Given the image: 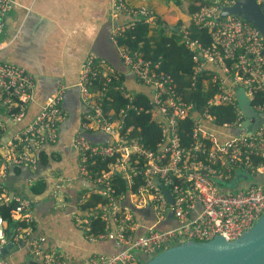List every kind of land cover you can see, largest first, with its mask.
<instances>
[{"label": "built area", "instance_id": "1", "mask_svg": "<svg viewBox=\"0 0 264 264\" xmlns=\"http://www.w3.org/2000/svg\"><path fill=\"white\" fill-rule=\"evenodd\" d=\"M184 1L196 6L177 28L181 42L191 52L193 64L186 87H192L200 79L214 89L200 108H195L193 102L185 100L175 90L171 75L159 70L160 60L143 56L140 43L137 47H131L125 41L118 43L128 39V30L136 23L149 28L156 24L155 10L145 3L130 5L127 0H109L108 9L109 16L120 21L110 38L122 63L142 90L128 89L125 81H121L120 73L93 53H89L81 64L77 85L80 100L87 110L81 115L71 146L78 156V174L89 184L85 188L86 194H99L106 198V203L73 212L72 220L89 241L111 239L125 246L117 253H92L83 264H142L141 259H149L185 241L201 242L216 236L232 241L264 214L262 35L241 17H218L223 6L236 0H181ZM255 1L264 9V0ZM10 5L11 0H0V49L3 17ZM191 28L206 29L211 36V45L205 46L199 39L192 38ZM207 70L209 76L203 77ZM111 84L126 101L118 111L105 110L102 106L106 89ZM235 88L242 91V100L254 112L251 117L263 119L254 129L250 123L244 125L247 117L240 112ZM33 90L34 80L30 73L0 59V113L5 115L4 121L0 119V138L7 122L18 123L24 119ZM258 92L263 93L262 103L255 101ZM136 93L146 95L149 108L133 103ZM62 96L63 88L60 87L13 139L5 144L0 141V164L4 166L10 162L32 170L36 168L38 159L32 146L56 142L58 126L65 119ZM219 105L229 107L233 118L214 122L212 109ZM142 111L159 126L160 137L154 147L146 146L137 127L125 125L129 116ZM186 119L191 121V134L188 145H181L178 123ZM234 128H240L238 134L231 133ZM98 132L110 136L111 140L92 143L83 135ZM97 159L105 161V166L96 172L92 166ZM116 179L126 184L125 190L117 194L113 188ZM69 182V178L58 176L54 191L62 194ZM241 182L243 187L238 186ZM161 184L170 194L171 201ZM11 200L16 202L12 214L25 215L23 221L30 223L29 201L19 195ZM7 202L6 197L4 201L0 199V204ZM66 205L67 201L61 198L55 207L60 209ZM168 213L176 225L158 228ZM96 219L102 222V230L90 234ZM21 230L16 226L8 237L0 217V247L7 240L26 242L28 231ZM44 240L39 237L30 242L28 251L32 259L44 264H71L55 248H45ZM0 264L16 263L0 256Z\"/></svg>", "mask_w": 264, "mask_h": 264}, {"label": "water", "instance_id": "2", "mask_svg": "<svg viewBox=\"0 0 264 264\" xmlns=\"http://www.w3.org/2000/svg\"><path fill=\"white\" fill-rule=\"evenodd\" d=\"M13 1L16 14L15 19L19 24V28L10 40L7 48L4 49L3 57L7 62L22 67L32 75L34 90L27 116L29 118L34 117L41 107L45 106L46 101L56 94L60 87L63 88L61 107L66 111V117L59 125L57 142L54 145L45 144L43 146L50 157L51 153L59 149L63 144H70L74 133L79 127L81 114L87 110L83 102L80 101L77 83L81 64L89 53H93L96 57L104 59L115 70L123 74L128 88L140 90V87L136 85L133 74L122 63L116 45L110 38L112 29L120 21H110L107 18L108 10L106 18L99 19L100 24L103 22L89 47L83 48L76 53L78 68L75 71V76L68 77L64 69L51 72L49 66L52 60L61 64L62 53L65 51L67 39H69L66 28H63V23L60 22L62 0ZM109 5L110 2L108 0V7ZM229 15L241 17L246 22L254 25L259 30L264 41V9L255 0H236L231 5L223 6L218 13L219 18ZM83 21L94 31V26L91 23L82 18L81 22ZM67 22L70 25V21L67 20ZM71 27L75 30L73 24ZM69 45L64 53L67 57L70 55V51H73V46L69 47ZM227 84L229 83L227 82ZM235 91L240 105L244 101L242 100V91L238 88H235ZM249 108L248 110L253 112ZM251 116L249 115L245 119L244 125L250 123L252 124V129H254L263 122L262 118L255 119ZM239 130L240 128H234L231 130V133L238 134ZM83 135L92 143H105L111 140L110 136L102 132L95 134L84 133ZM36 152H39V148L36 149ZM36 165V170L30 173L32 176L30 179L44 178L45 188L42 193L44 194L49 190L52 181L47 179L48 176L42 173V170L44 167L45 169L50 168V165H43L39 161H37ZM22 167L23 170L28 171L27 166ZM14 168L13 165L9 166V169L13 172ZM246 177L244 176V178ZM155 181L159 183L157 179ZM161 188L168 201H171L170 194L162 184ZM10 195L12 196V194ZM126 204L129 205L128 202ZM163 225L172 227L176 225L170 213L167 214V219L158 228H162ZM35 237V234H32L29 236L27 242L30 243ZM108 241L118 248L115 253L125 249V246L118 244L115 240ZM18 244L24 245L22 242H18ZM13 247L14 243L11 241L1 246L0 256L4 258L3 256ZM28 263L36 264L32 260H29ZM142 264H264V214L250 229L232 241H226L221 236L201 242L193 240L185 241L158 252Z\"/></svg>", "mask_w": 264, "mask_h": 264}, {"label": "crops", "instance_id": "3", "mask_svg": "<svg viewBox=\"0 0 264 264\" xmlns=\"http://www.w3.org/2000/svg\"><path fill=\"white\" fill-rule=\"evenodd\" d=\"M127 1L132 5L145 3L153 7V9L159 15L166 12V6L163 0ZM62 3L63 5L61 8L62 14L60 15V22L63 23V28H66L69 34V39H67V46L69 44V47L73 46V51H70V55L68 57L65 56L64 53L66 52V49H68L66 46V49L62 53L63 56L60 60L61 64L52 60L49 66L51 72H56L64 69L68 77H74L75 71L78 68L76 53L78 51H81V49L83 48L89 47L91 41L97 33V30L103 22L102 21L100 24L99 19L102 20L104 17L106 18V12L108 10V0H62ZM182 7L185 11L184 16L187 17L189 13L195 9L196 6L194 3L184 1L182 2ZM108 17L111 19V21L113 20L109 15ZM82 18L86 19L94 26V31H92L84 21L81 22ZM67 20L70 21V25L68 24ZM116 21L117 20L115 19L112 22ZM15 23L17 25V28L14 31H12V29H9L8 31L4 30L2 36L0 59L3 61H6L3 57L4 49L7 48L10 40L14 37L19 28V24L17 23L16 19ZM72 24L75 26V30L72 29ZM7 36H9L8 39ZM136 85L139 86L140 89H142L139 84ZM29 104L27 106L26 116L22 121L18 123H6L4 130L1 132L0 141L2 143L5 144L6 142L13 139V137H15L17 133L35 117L34 116L32 118H29L27 116ZM0 119L4 121L5 115L0 113ZM55 143H44L38 147L32 146V149L34 150V152H36V149L38 148L39 152L43 150L45 151V149L43 148L45 144L54 145ZM39 152H36L35 155L38 161L41 163ZM58 155L60 156V158L59 160H56L55 156ZM10 165H13L15 167L14 172L9 169ZM43 165H50V168L48 169H45L44 167L42 173L46 174L48 176L47 179L52 182L50 184L49 190L46 193L42 194L44 191L43 189L40 194L34 195L30 191V186L35 180L30 179L32 177L30 173H33L36 168L32 170L27 167L29 171L28 172L26 170H23L22 166L24 165H17L10 162H7L4 166L3 164H0V188H2V192L0 193L1 201H4L5 197L6 199H8V201H10L14 198V196L19 195L26 198L30 203V207L27 210V215L31 217V222L28 223L29 226L27 228L21 231H28L26 234L28 235V238L32 234H35V238H45L43 246L45 248H55L56 251H58L71 264H83L86 258L89 257V255H91L92 253H115L118 248L112 242L108 241L111 239L89 241L85 238L82 231L78 229L73 223V212L88 210H83L81 208L80 200H82L83 202L85 197L88 195L86 194L85 188H88L89 184L87 180L83 179L78 174V156L76 151L71 146V142L70 144H63L59 149L54 150L51 153L50 157L48 155V163ZM58 176H63L69 178L70 180L69 184L66 185L64 190H62V194L59 191H54V185ZM39 179H42L44 181V178ZM10 194H12V196ZM56 196L57 199L55 200ZM61 198L67 201V205L62 206L60 209H58L57 207H55V205L58 204V200ZM13 217L17 220H24V218H26L25 215L20 216L16 213L13 214ZM7 241L10 242L9 240ZM27 241L22 242L24 243V245L18 244V242L21 241H12L14 243V247L12 249H9L7 254L3 257L12 260L16 264H29V260L34 261L36 264H44L40 260H34L30 257L28 251L30 243H28ZM145 259H147V257Z\"/></svg>", "mask_w": 264, "mask_h": 264}, {"label": "trees", "instance_id": "4", "mask_svg": "<svg viewBox=\"0 0 264 264\" xmlns=\"http://www.w3.org/2000/svg\"><path fill=\"white\" fill-rule=\"evenodd\" d=\"M163 2L166 6V12L159 15L155 11L157 18L156 24L153 28H149L148 25L138 22L135 27L128 30V39L122 41L119 40L118 43L120 44L125 41L131 47H137L138 43H140L139 49L142 51L143 56L150 58L153 61L160 60L159 70L171 75L175 83V90L180 93L185 100L193 102L195 108H200L204 104L205 100L214 92V89L209 84H203L200 79L196 80L192 87H186L192 75L193 64L191 60V52L184 47L181 42L177 28L186 21L188 16H184L185 11L182 7L181 0H163ZM127 3L130 4L128 1ZM190 35L192 38L199 39L205 46L211 45V36L206 29L197 30L195 28H191ZM209 70L205 71L202 76L208 77ZM120 77L121 81H124L123 74H120ZM96 83L97 82H95V84ZM120 95V92L114 89L113 84L109 85L106 89L105 99L102 103L103 108L105 110L118 111V109L126 102ZM145 96V94L136 93L133 103L137 105L142 104L144 109L149 108L150 103ZM255 101L262 103L263 93H256ZM63 111L66 117V111L64 109ZM212 113L214 116V122L216 123L225 122L233 118V113L230 111V108L224 105L213 107ZM125 125H132L135 128L137 127V133L142 136L146 146L148 147H154L157 140H159V126L157 123L150 120L149 114L143 111L138 115L132 114L129 116L126 119ZM191 126L192 124L189 119L182 120L178 123V134L181 145H188L191 134ZM39 157L42 164L48 163V154L46 150L40 151ZM59 158V155L55 156L56 160H59ZM104 166L105 161L97 159L92 168L97 172ZM44 186L45 183L42 179L35 180L30 186V191L34 195L40 194L43 191ZM113 188L115 194H117V192L125 190L126 184L123 180L121 181L120 179H116L115 186L113 185ZM1 192L2 188H0V193ZM105 203V197L96 193H90L81 203V208L83 210L90 209L99 204ZM15 206L16 202L14 200L0 204V217L2 218L4 224L5 234L8 237L11 235L16 226H20L22 229L29 226L28 223L23 220H17L13 217L12 210ZM102 226L103 224L99 219L94 220L91 225L90 234H94L99 230H102ZM147 260L148 258L141 259L142 262Z\"/></svg>", "mask_w": 264, "mask_h": 264}, {"label": "flooded vegetation", "instance_id": "5", "mask_svg": "<svg viewBox=\"0 0 264 264\" xmlns=\"http://www.w3.org/2000/svg\"><path fill=\"white\" fill-rule=\"evenodd\" d=\"M109 9V7H108ZM109 15V13H108ZM15 18H16V14H15V6H14V1L11 0V5L9 10L4 14L3 17V22H4V30L8 31L9 29H12V31H14L17 28V25L15 23ZM108 19L111 21V19L108 17ZM7 27V28H6ZM113 30V29H112ZM9 36H7L8 39ZM81 69V68H80ZM80 72V71H79Z\"/></svg>", "mask_w": 264, "mask_h": 264}, {"label": "rangeland", "instance_id": "6", "mask_svg": "<svg viewBox=\"0 0 264 264\" xmlns=\"http://www.w3.org/2000/svg\"><path fill=\"white\" fill-rule=\"evenodd\" d=\"M249 106L247 104L246 101H242L239 105V109H240V112L242 113V115L245 117H248L249 115H253V112L249 111L248 110ZM250 109V108H249ZM237 185V183H235V186ZM239 187H243L244 186V183H239L238 184Z\"/></svg>", "mask_w": 264, "mask_h": 264}, {"label": "clouds", "instance_id": "7", "mask_svg": "<svg viewBox=\"0 0 264 264\" xmlns=\"http://www.w3.org/2000/svg\"><path fill=\"white\" fill-rule=\"evenodd\" d=\"M121 74V73H120ZM136 82V81H135ZM137 84V83H136ZM140 90H142V89H140ZM140 90H136V91H140Z\"/></svg>", "mask_w": 264, "mask_h": 264}]
</instances>
